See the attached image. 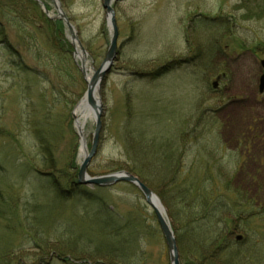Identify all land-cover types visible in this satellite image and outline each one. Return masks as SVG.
<instances>
[{"label":"rangeland","instance_id":"rangeland-1","mask_svg":"<svg viewBox=\"0 0 264 264\" xmlns=\"http://www.w3.org/2000/svg\"><path fill=\"white\" fill-rule=\"evenodd\" d=\"M33 1L0 0L10 44L0 35L1 255L22 264H68L55 258V246L74 247L93 229L103 230L106 204L129 224L125 238L113 242L129 255L122 264H171L153 209L135 185L77 183L85 154L79 155L75 108L87 86L76 54L79 42L87 73L104 59L111 28L102 0ZM112 7L117 55L97 91L102 126L87 176L135 175L127 170L133 166L148 179L166 175L161 182L169 184L174 178L165 195L146 184L174 235L186 211L183 185L231 182L256 201L241 207L240 230L230 239L245 235L248 261L258 251L255 264H264V90L258 89L264 0H115ZM57 9L77 37L73 43L62 21L61 39L71 46L76 71L58 47L68 45L50 40L51 27L42 21V13L60 18ZM94 117L82 126L86 152ZM182 239L180 264H202L186 234ZM229 261L242 263L240 256Z\"/></svg>","mask_w":264,"mask_h":264},{"label":"trees","instance_id":"trees-1","mask_svg":"<svg viewBox=\"0 0 264 264\" xmlns=\"http://www.w3.org/2000/svg\"><path fill=\"white\" fill-rule=\"evenodd\" d=\"M26 1L37 4L33 0ZM41 16L43 18V23L51 27L52 36L50 40L56 41L58 44L60 41L65 42V40L61 39L64 35L62 20H52L44 13H42ZM0 35H3V38L5 39L4 42L10 47L2 24H0ZM29 35L31 39L30 43H32L34 40V34L29 32ZM29 41L30 40L26 41V43H29ZM33 43L36 44L35 42ZM65 43L69 48H64L61 43L58 47L62 54L64 52V55H67V64H69L70 69L76 71L77 67L75 68L76 65H74L75 63L72 60V55H70L71 46L67 42ZM64 55L61 57L63 58ZM127 170L133 172L141 181L147 184L150 188H153V190L154 187L156 190L160 188L161 192L164 193L163 195L167 193L163 190L166 185H174V178H172L169 184L161 182L166 175H163L162 178L155 181L152 178H146L141 172L136 170V167L129 166L127 167ZM201 182L206 183L204 181ZM54 183L56 184L57 181L54 180ZM214 183L216 182H211L210 184L208 182L206 185H202V188L199 189H197V187L195 188L194 185L191 186V188H188V186L185 185L182 186L183 188H181V190L183 189V191L187 193L185 197V205L183 206L186 211L181 213V216L179 217V232L178 230L175 232L177 246L181 245L182 238L184 234H186L193 251L197 252L196 257L198 258V263L214 264V258L217 259L216 262L219 264H221V262L222 264L259 263L258 261H261V256L258 254V251L252 252V256L249 257L250 259L248 261L245 253L247 248H245V244L247 243L245 235L241 234L243 236L241 240H236L235 236L237 234L234 236L233 240L230 239V236L234 232H239L240 230L238 222L239 220H242L240 215L244 212L241 210V207H248L255 203V195L250 196L244 189H238L236 186L232 185L231 182L225 181L224 183H219L220 185L218 186L214 185ZM175 188L178 190L180 189V186ZM163 195H161V198L164 199ZM98 207L100 208V205H98ZM102 210H105V219L107 217L109 218L106 219L103 224L105 226L104 229H93V231L82 240L84 242H75L77 244L74 247L70 245L69 241L64 242L63 246H55L54 249H57L55 251V258L68 264H73V262L76 264H122L127 261L129 255L126 248H115L113 242L117 238H120L121 240L125 238V236H123L125 235L124 231L129 224H126L123 219L122 221H117L119 218L114 215L108 205L104 204L101 211ZM75 237L77 236L75 235ZM79 245H84V247L81 248ZM233 249H238V253L231 254ZM248 249L251 251L250 247H248ZM2 253L4 252L0 253V264H22L19 257H14L10 262L5 261L4 256L6 254L1 255ZM230 256H240L242 263H231L229 261ZM49 257L40 256L37 260H48ZM51 258H54V256L52 255ZM226 259L228 263L225 262Z\"/></svg>","mask_w":264,"mask_h":264},{"label":"water","instance_id":"water-1","mask_svg":"<svg viewBox=\"0 0 264 264\" xmlns=\"http://www.w3.org/2000/svg\"><path fill=\"white\" fill-rule=\"evenodd\" d=\"M115 0H102V7L104 8L107 19L111 28V35L109 39V45L105 52L104 59L102 60L101 64L98 68L94 69L93 72L90 74L89 78H87V72L84 67V59H80V64H78V68L81 71L84 79L86 80V93L84 99L86 103L91 107L93 111V115L95 116V128L93 131V138L92 143L89 151L86 152L85 156L82 159V162L79 166L78 173H77V183L82 184H92L97 186H107L112 185L118 182H127L135 185L141 192L144 197L145 202L153 209L154 215L156 217L157 223L159 225L160 231L164 237L171 264H180L179 262V253L178 247L176 243V238L174 235L171 226L169 225L167 219L165 218L164 214L155 206L153 200L158 201L156 195L151 191V189L144 184L137 176L126 172V171H118L102 176H95L89 177L86 174V169L88 164L90 163L92 157L95 155L98 147V140L99 134L101 131V104L100 100L97 97V91L100 87L101 81L104 79L105 74L108 73L113 65V61L117 55V37H118V28L116 24L114 9L112 7V3ZM58 15L61 19L64 20L69 33L71 35V40L73 43L77 39L74 31L73 26L70 21L67 19L66 15L60 10L57 9ZM78 46L82 52L84 49L82 45L78 42ZM261 65L264 67V60H261ZM215 85V83H213ZM259 92L264 90V74H262L259 78ZM236 240L242 239L241 235L235 236Z\"/></svg>","mask_w":264,"mask_h":264},{"label":"bare ground","instance_id":"bare-ground-1","mask_svg":"<svg viewBox=\"0 0 264 264\" xmlns=\"http://www.w3.org/2000/svg\"><path fill=\"white\" fill-rule=\"evenodd\" d=\"M53 2H57V0H53ZM79 48L77 47V50ZM79 53V54H78ZM78 53L76 54L78 58H83L85 61V52H82L81 50H78ZM84 67L87 68L86 65H84ZM91 73H87V78H89ZM92 109L89 107V105L86 103V100L83 98L79 101V103L77 104L76 108H75V121H76V125L79 129V135L81 137V144H80V150H79V155L82 157L85 154V141H84V136L82 133V126H83V122L89 118L90 116H92ZM153 202L155 203V206L163 213V208L162 205L153 200Z\"/></svg>","mask_w":264,"mask_h":264}]
</instances>
